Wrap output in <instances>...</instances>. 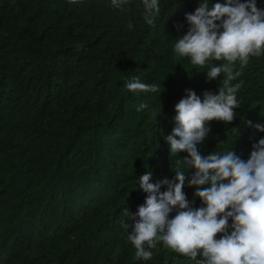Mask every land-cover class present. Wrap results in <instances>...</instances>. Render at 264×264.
Instances as JSON below:
<instances>
[{
  "label": "trees",
  "instance_id": "trees-1",
  "mask_svg": "<svg viewBox=\"0 0 264 264\" xmlns=\"http://www.w3.org/2000/svg\"><path fill=\"white\" fill-rule=\"evenodd\" d=\"M200 2L159 0L150 26L142 0L121 8L111 0H0V264H197L163 242L145 245L150 260L137 259L121 221L134 224L125 209L135 214L145 203L140 176L172 179L188 156L171 154L166 139L186 90L218 95L222 87L224 74L209 81L207 65L174 53ZM256 3L264 10V0ZM237 71L240 107L230 124L208 122L197 144L205 157L234 150L246 161L264 139L254 127L264 125V54L244 67L237 61ZM134 76L159 91L130 92ZM141 103L148 107L137 111ZM195 191L185 184L190 207H203Z\"/></svg>",
  "mask_w": 264,
  "mask_h": 264
},
{
  "label": "clouds",
  "instance_id": "clouds-1",
  "mask_svg": "<svg viewBox=\"0 0 264 264\" xmlns=\"http://www.w3.org/2000/svg\"><path fill=\"white\" fill-rule=\"evenodd\" d=\"M76 3V0H70ZM114 8H121L127 0H111ZM144 21L155 26L161 8L159 0H142ZM187 33L176 39L174 53L188 57L193 66H208L209 81L224 74L219 94L205 91L202 96L194 90L175 106L176 127L166 139L171 154L187 152L176 161L175 176L151 183L152 172L139 178V188L147 196L135 214H124L134 224L121 221L125 230L131 228L128 240L134 245L137 259L145 261L153 256L158 242L173 252L197 261V264H264V139L253 144L246 161L234 150L221 155L213 152L201 155L197 144L211 131L206 125L213 120L230 124L240 107L236 93L241 83L232 85L240 72L234 73L239 61L244 67L250 57L264 54V10L256 0H227V4L201 0L194 13L186 14ZM219 22V23H218ZM133 27L129 22L128 28ZM182 27L177 25V28ZM211 61L225 63L211 64ZM125 87L133 93H156V84H147L139 77L127 80ZM148 105L141 103L137 111ZM249 127H253L248 122ZM264 132V125H254ZM179 137V139H177ZM195 169L190 175L184 168ZM195 187V195L203 207H190L184 192L185 184ZM209 185L208 187H205ZM166 186V191L161 188ZM176 210L174 218L170 214ZM229 220L232 221L229 225ZM231 229V230H230ZM222 234L220 239L217 235ZM197 257H200L197 260Z\"/></svg>",
  "mask_w": 264,
  "mask_h": 264
}]
</instances>
